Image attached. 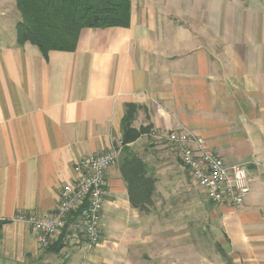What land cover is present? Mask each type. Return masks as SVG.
Wrapping results in <instances>:
<instances>
[{
    "label": "crops",
    "instance_id": "obj_1",
    "mask_svg": "<svg viewBox=\"0 0 264 264\" xmlns=\"http://www.w3.org/2000/svg\"><path fill=\"white\" fill-rule=\"evenodd\" d=\"M129 1L128 27L84 28L74 51L43 57L6 38L20 16L0 0V264H264V0ZM127 105L149 127L126 148L155 180L151 204L131 205L121 153L100 243L40 249L16 216L49 217L74 164L121 141ZM182 130L245 166L241 207L199 192L164 141Z\"/></svg>",
    "mask_w": 264,
    "mask_h": 264
},
{
    "label": "built area",
    "instance_id": "obj_2",
    "mask_svg": "<svg viewBox=\"0 0 264 264\" xmlns=\"http://www.w3.org/2000/svg\"><path fill=\"white\" fill-rule=\"evenodd\" d=\"M164 141L211 204L233 208L243 205L249 192L243 164L226 163L188 130L170 132ZM122 147L121 141L113 140L107 152L85 156L75 163L74 179L60 189L58 204L49 217L16 216L15 221L31 229L40 249L49 248L61 237L65 246L84 243L88 250L100 243L106 173L117 162Z\"/></svg>",
    "mask_w": 264,
    "mask_h": 264
},
{
    "label": "trees",
    "instance_id": "obj_3",
    "mask_svg": "<svg viewBox=\"0 0 264 264\" xmlns=\"http://www.w3.org/2000/svg\"><path fill=\"white\" fill-rule=\"evenodd\" d=\"M15 8L20 16L14 28L16 45H34L43 57L50 51H74L78 35L84 28H125L129 25V0H15ZM138 110L140 108L134 105L125 108L121 122L123 158L120 170L131 205L145 210L151 204L155 180L147 175L143 161L126 148L149 132V127L132 128ZM61 242L62 237L47 250L56 253Z\"/></svg>",
    "mask_w": 264,
    "mask_h": 264
},
{
    "label": "rangeland",
    "instance_id": "obj_4",
    "mask_svg": "<svg viewBox=\"0 0 264 264\" xmlns=\"http://www.w3.org/2000/svg\"><path fill=\"white\" fill-rule=\"evenodd\" d=\"M10 21H9V23L8 24H6L4 27H3V33H5V36H6V38H8L9 37V35H11V34H13L14 33V12H13V9L11 8L10 9ZM2 33V34H3ZM4 43H6V42H4ZM164 142V141H163ZM165 143V142H164ZM163 143V144H164ZM169 147V146H168ZM171 149V148H170ZM166 150H169V148H167ZM170 151V150H169ZM169 154V153H168ZM165 161H168V162H173L174 160H173V157H171L170 158V156L168 155V157L165 159ZM175 162V161H174ZM160 207H161V205H158L157 206V208H159L160 209ZM155 254H157V255H159V252H157V251H155ZM175 256V254H172L171 253V257H170V260L171 261H173V260H175L176 258L174 257Z\"/></svg>",
    "mask_w": 264,
    "mask_h": 264
}]
</instances>
